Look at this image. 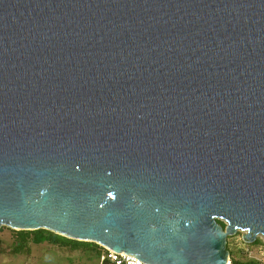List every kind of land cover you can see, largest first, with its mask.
<instances>
[{
  "label": "water",
  "instance_id": "obj_1",
  "mask_svg": "<svg viewBox=\"0 0 264 264\" xmlns=\"http://www.w3.org/2000/svg\"><path fill=\"white\" fill-rule=\"evenodd\" d=\"M2 227L149 264L264 239V0H0Z\"/></svg>",
  "mask_w": 264,
  "mask_h": 264
},
{
  "label": "rangeland",
  "instance_id": "obj_2",
  "mask_svg": "<svg viewBox=\"0 0 264 264\" xmlns=\"http://www.w3.org/2000/svg\"><path fill=\"white\" fill-rule=\"evenodd\" d=\"M13 229L2 227L0 229V264H101L98 253L89 250L73 251L70 248L52 246L48 243L29 245L28 251L20 254L13 252L17 235ZM242 234L228 239L229 251L234 253L236 259H259L264 261V239L259 237V246L245 244ZM232 259L230 256V263Z\"/></svg>",
  "mask_w": 264,
  "mask_h": 264
},
{
  "label": "trees",
  "instance_id": "obj_3",
  "mask_svg": "<svg viewBox=\"0 0 264 264\" xmlns=\"http://www.w3.org/2000/svg\"><path fill=\"white\" fill-rule=\"evenodd\" d=\"M219 224L225 228V224L223 222L219 221ZM16 235H17V241L15 243V247L13 250L15 254H20L25 251H28L29 245L31 243H33L34 245H41L44 243H48L52 246L70 248L73 251L91 249L96 253H98L99 256L101 255V252L103 250L99 245L70 240L46 230H39L34 232L21 231V232H16ZM260 244L261 242L257 240L253 245L259 246ZM230 256L232 259V264H264V261L260 262L256 259H248V258L236 259V256H234V253L232 252H230Z\"/></svg>",
  "mask_w": 264,
  "mask_h": 264
},
{
  "label": "built area",
  "instance_id": "obj_4",
  "mask_svg": "<svg viewBox=\"0 0 264 264\" xmlns=\"http://www.w3.org/2000/svg\"><path fill=\"white\" fill-rule=\"evenodd\" d=\"M102 249L103 250L100 255L101 264H149L134 256L117 253L104 248ZM256 260L262 262L259 259Z\"/></svg>",
  "mask_w": 264,
  "mask_h": 264
}]
</instances>
